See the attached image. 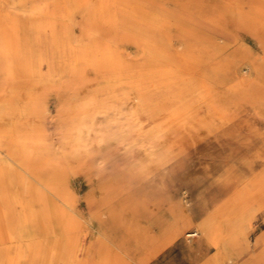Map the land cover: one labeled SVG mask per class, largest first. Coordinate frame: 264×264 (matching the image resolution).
<instances>
[{
  "label": "rangeland",
  "instance_id": "obj_1",
  "mask_svg": "<svg viewBox=\"0 0 264 264\" xmlns=\"http://www.w3.org/2000/svg\"><path fill=\"white\" fill-rule=\"evenodd\" d=\"M149 2L152 11L160 16L162 7H174V0ZM234 2L241 6L243 20L235 23L226 17L218 25L206 20L201 23L212 38L205 73L219 82L224 107L235 116L232 121L209 123L212 135L224 145L225 149L220 147L222 155L226 149L238 150L239 155L245 154L254 160L259 170L264 167V123L256 117L264 115V0H197L202 16L206 17L212 14V8L221 9L223 4ZM62 3L61 0H0V27L8 34L11 45L7 52L11 67L0 64V132L9 126L19 127L18 121L39 116L45 134L39 148L19 152L14 150L13 138L0 134V173L6 188L3 205L17 218L16 228L24 242L18 264H75L70 248L65 249L67 232L76 243L93 251L92 264H264L261 257L264 208L256 209L255 205L249 219L233 230L234 240H231L229 219L236 217V205L231 199L230 185L210 186L206 181L201 182L204 200L214 199L225 208L216 222L221 247L200 233L186 236L204 218V212L196 204L199 185L182 181L174 173L164 181L168 193L153 194V202H161L158 207H144L143 194L138 189L131 191V197L124 199L121 207L107 203V186L114 192H119L118 188L125 192L127 186L135 184L131 181L134 176L124 168L109 169L111 149L122 147L129 140L108 136L103 131L98 133L99 138L92 132L72 128L73 110L83 106L85 96L94 86L99 90V97L119 99L123 88L130 85L148 103L164 104L169 111L194 109L203 117L206 110L192 83L170 84L164 69L137 68L138 62L152 55L151 38L144 40V36L133 30L122 29L121 18L118 33L102 29L89 38L84 29L85 12L75 10L70 18L65 17L60 15ZM47 8H53L54 12ZM196 16L193 13L192 20ZM157 44H153L155 50L161 48ZM81 66L85 70H80ZM80 71L83 73L77 74ZM238 81L250 89L242 98L234 89ZM33 98L41 107L38 116L30 110ZM100 119L101 115L96 113L94 120ZM249 119L253 122L251 128L245 122ZM21 166L27 168L26 172ZM30 171L44 179L64 180L66 205L62 207L70 215H63L67 220L61 225L64 232L56 226L48 229L39 204L25 194L21 180ZM165 196L179 200L188 208L191 214L187 224L177 211L174 217L164 210ZM260 202H264V195ZM55 204L59 206L61 201L56 200ZM33 216L38 220V228L34 240L28 243L27 233L21 229L22 220L27 219L32 225ZM0 222L5 226L1 214ZM142 228L147 229L145 237L136 232ZM78 252L79 259H83L85 254Z\"/></svg>",
  "mask_w": 264,
  "mask_h": 264
},
{
  "label": "bare ground",
  "instance_id": "obj_2",
  "mask_svg": "<svg viewBox=\"0 0 264 264\" xmlns=\"http://www.w3.org/2000/svg\"><path fill=\"white\" fill-rule=\"evenodd\" d=\"M61 1L63 3L61 4L60 15L70 18L71 13L75 10L85 12L84 29L89 34V38L94 34L101 33L102 29L112 31L114 34L118 33L119 18H121L123 20V24L120 26L122 29L133 30L135 33L144 36V40L151 38L153 44L159 43L157 45L161 48L155 50L152 44V55L138 62L136 64L137 68L150 71L164 69L165 79L170 84L192 83L197 88L199 98L203 102L201 105L206 110L203 117L198 116L194 109L173 111V108L172 111H169L164 104L148 103L141 92L130 85L123 88L119 99L103 95H101L103 97H99V90L94 86V89L85 96L82 102L83 106L73 110L75 119L72 128L78 132H92L96 137H99L98 133L103 131L108 136L129 140L124 146L111 149L108 156L109 169L115 171L117 167L118 169L124 168L125 171H128V174L131 173L134 176L131 181H134L135 184L134 186H127L125 192L120 191L119 188V192H114L107 186V203L115 208L121 207L124 199L131 197V191L138 189L137 192L143 194L141 203L144 207H158L161 202L154 203L153 194L157 191L161 196L168 193L164 181L166 176L174 173L182 181L199 185L196 204L204 212L202 213L204 218L199 225L195 226L194 232L186 236L200 233L211 238L214 244L221 247L217 241L216 222L217 217L224 212L225 208L223 204L217 203L214 199L204 200L201 193L203 189L201 182L206 181L210 186L217 183L230 185L231 199L233 204L236 205V217L229 219V222L232 223L230 236L231 240H234L233 230L237 229L243 221L249 219L255 205H257L256 209L264 208V202H260V198L264 195V167L256 170L254 160H250L245 154L239 155L240 152L233 148L226 149L225 154L222 155L220 150L224 145L219 144L218 137L216 138L211 133L209 122L217 120L232 121L235 116L224 107L223 92L219 82L214 77H208L205 73L208 67L207 57L210 54L208 49L212 43V38L205 33L201 23L206 20L211 25H218L225 22L226 17L231 22L236 23V21L243 20L241 6L235 2L225 3L221 9L212 8V14L210 12L206 17L202 16V10L197 0H174V7H162L160 10L162 16H160L152 11V3L149 0ZM47 10L54 12L53 8H47ZM193 13L197 14L195 20H192L194 19ZM120 15L122 16L120 17ZM10 47L8 34L0 27V64H5L8 68L11 67V63L7 58ZM79 68L85 70L82 66ZM81 73L83 72L80 71L77 74ZM247 86L238 81L234 89L237 91L239 98L246 95L249 89ZM33 100L30 110L36 112L38 116L37 112H40L41 107L36 99L33 98ZM102 100H106V102H101ZM96 113L101 115L100 120H94ZM256 117H260L264 123L263 114ZM33 118V120L18 121L21 126H9L5 132H0L7 139H14H12V142L16 152L39 148L44 143L45 134L40 118L39 116ZM245 122L251 128V123H253L251 119L245 120ZM262 140L264 142V134ZM216 145L219 146L210 149L211 146ZM21 169L26 172L27 168L21 166ZM27 174L29 176L22 177L21 180V186L25 194L31 201L39 204L41 217L48 229L51 230L52 227L56 226L60 232H64L61 226L63 221H67L64 216L70 217L69 212L62 207L66 205L64 180L56 177L44 179L34 175L33 172H27ZM5 196L6 188L0 173V214L5 221V226L0 222V264H18L20 248L24 242L21 239L19 230L16 228V225H18L17 218L3 205ZM56 200L61 201L62 205H54ZM164 210L171 216H174L175 211H177L184 224H187L190 220L191 213L179 200L175 201L171 197H166ZM31 221L33 222L32 225L27 219H23L21 227L22 231L27 233L28 243L34 240L35 229L38 228L37 218L33 216ZM136 232L138 235L141 232L144 237L145 234H148L146 228H142L141 231L136 230ZM65 235L67 238L65 249L70 248V257L74 263L92 264L93 251L91 252L89 248L83 247L78 242L76 243L72 239L73 236L68 232ZM262 247L261 257L264 258V240ZM78 251L82 255L85 254L83 259H79ZM56 261L57 263L60 262L57 259Z\"/></svg>",
  "mask_w": 264,
  "mask_h": 264
}]
</instances>
